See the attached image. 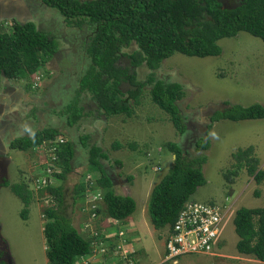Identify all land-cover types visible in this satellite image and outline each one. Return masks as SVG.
I'll return each instance as SVG.
<instances>
[{
	"label": "rangeland",
	"instance_id": "obj_1",
	"mask_svg": "<svg viewBox=\"0 0 264 264\" xmlns=\"http://www.w3.org/2000/svg\"><path fill=\"white\" fill-rule=\"evenodd\" d=\"M26 20H33L39 29L55 36L59 49L61 46L63 48L56 57L54 56L25 80L10 81L15 85L22 84L21 86L26 85V82H32L33 87V83L38 80V88L45 89L48 79H55L58 74L64 73L62 85H66L67 90L62 91L57 85L56 91L61 96L56 103L52 99L50 106L46 103L43 106L51 113L57 110V116L62 115L64 118L66 114L69 115L67 112L69 108L71 116L72 113H81V110L84 114V107H81L79 103L83 92L87 91L81 92L79 88L74 93V84L71 81L72 77L78 81L81 78L80 85L92 65L89 64L91 61L85 53L88 52V46L95 36V26L91 23H85V28L69 26L58 10L48 8L41 0H0V33H11L15 23H24ZM218 44L222 48V53L218 56L201 58L175 53L164 60L160 68L155 71L156 80L182 85L185 98L178 104L182 113L189 117L186 123H191V128L187 132L179 133L170 116L152 101L150 90L153 85L147 81L149 74L153 71L145 65L136 69L137 81L146 84L140 97L141 104L136 106L131 101L133 110L131 117L125 114L114 115L109 121L111 124L104 126L101 149L103 154L111 157V161L107 163L111 162L113 166L115 190L117 193L132 196L137 203L136 211L128 219L127 226H115L114 223H110L108 217L104 216L95 219L94 222L97 224L95 225L91 221L89 192L86 193V198L83 199L79 195L76 203H73L76 186L90 181L96 182L95 180L101 176L89 162V150L76 151L72 161L73 171L63 182L67 212L80 234L90 239L88 234L91 235V231L86 230L91 229L87 228L86 224H90V228L93 229L98 227L102 233L107 228L115 226L111 231L112 235H115L120 227L124 228L130 237L129 243L135 250H139L138 253L136 251L137 263L132 264H175L165 261L166 230H156L149 216L152 190L173 167V156L166 147V144L171 142L180 143L190 158L201 154L207 157L203 166L206 184L197 189L192 199L200 203L215 202L221 206L228 204L227 206L230 207V213L222 226L223 246L221 248L216 246L212 255L185 256L177 264H264L253 256L238 253L236 245L239 237L234 226V218L239 208L264 206V181L262 184H257L245 170L240 173L233 185L227 184L223 176L235 163L233 154L249 147H253V156L259 160V169H264V119L238 122L223 119L212 123L209 132L207 130V124L214 115L210 112L211 110L224 111L238 105L250 107L261 104L264 106V41L250 33L240 32L235 37L221 39ZM135 49L137 45L133 43L123 52L131 53ZM81 54L85 56L84 60ZM120 61L121 65L130 66L127 58L122 57ZM77 68L78 71L74 72ZM6 80L8 79L0 77V103L4 104H8L11 98L4 92ZM128 89L127 86L124 87L125 94L128 93ZM60 102H64L65 105H60ZM96 104L98 105L97 102L92 101V105ZM59 105L60 108H58ZM30 106L35 107L25 101L21 104V107H27L26 109ZM93 109L94 107L91 113ZM101 113L104 114L103 110ZM97 114L99 113H95L96 116ZM38 115L42 119L40 124L48 117L44 113ZM1 119H7L20 126L28 123L23 112L3 114ZM102 129H97L100 135H102ZM86 132H88L87 127L81 125L80 131L78 129L74 133L76 146L83 147L79 145L81 142L78 137L80 138ZM68 138L69 136L65 134L64 140ZM87 140L88 137L84 136L83 145L87 143ZM201 140L204 143L209 141L208 150H198L196 143ZM134 143L136 146L138 144L137 149L131 147ZM118 144H121L120 148L117 147ZM10 156L12 165L8 169L7 179L10 185L0 188V236L7 243L15 264H48L44 236L47 220L43 218V213L45 209L53 207L55 202L47 193L39 195L34 182H37L36 178L40 176L37 174H40L42 168L47 165L46 160L49 154L41 145L28 151L12 149ZM116 159L124 161V170L116 163ZM58 170L60 173L62 169L59 167ZM129 176H133L135 184L133 180L128 179ZM22 182L29 183L34 192L27 219H23L21 215L25 204L11 189L12 185ZM61 183L55 177L52 179L54 185ZM147 183H151V187H147ZM100 206L104 207L102 203ZM103 247L105 246L96 248L94 254H98L93 263L119 264L117 260L116 263L111 258L103 263L100 262L98 256L103 254L101 251Z\"/></svg>",
	"mask_w": 264,
	"mask_h": 264
},
{
	"label": "trees",
	"instance_id": "obj_2",
	"mask_svg": "<svg viewBox=\"0 0 264 264\" xmlns=\"http://www.w3.org/2000/svg\"><path fill=\"white\" fill-rule=\"evenodd\" d=\"M41 1L48 8L58 10L69 26L82 28L85 23L95 26V36L87 49L92 65L81 81L80 91L91 93L105 116H132L131 101L139 106L146 86L137 81L136 69L145 65L153 71L147 81L153 85L150 90L152 101L170 116L181 134L188 129L187 117L178 104L185 98V92L179 83L156 80L155 71L161 63L175 53L201 58L218 56L222 53L218 42L235 37L240 32L250 33L264 41V0ZM133 43L137 49L131 53L123 52ZM58 50L56 37L39 30L34 22L15 23L11 33H0V77L25 80L50 61ZM122 57L129 60L130 66L120 64ZM24 86L32 88V82H26ZM125 86L129 88L127 94ZM70 111L69 108L68 122L73 125L81 119L83 110L81 113H72V116ZM223 119L235 122L264 119V106L238 105L218 111L211 119L208 132L212 123ZM60 136L64 137L61 132L46 128L31 136L16 139L11 148L28 151ZM178 144H166L175 156L173 167L153 188L150 196V222L159 231L173 227L185 203L199 187L206 184L203 172L206 155L190 158ZM74 145L71 140H66L57 151L56 160H52L62 169L60 173L53 171V176L62 183L39 190V195L47 193L55 202L53 207L45 209L43 213V218L47 220L44 236L48 264H74L78 257L92 250V240L80 234L67 212L63 182L73 171ZM120 145L117 147L120 148ZM131 147L136 148V145L131 144ZM197 147L198 150H208L209 141L204 143L201 140L197 142ZM233 158L234 165L223 174L227 184L233 185L243 170L257 184L263 183L264 169H259V160L253 156V147L235 152ZM107 159L101 148H91L89 162L101 176L96 182L76 186L73 203H76L79 195L84 199L89 192L88 197L91 195V199L100 193L102 197L96 201L98 207L95 213L100 217L119 220L121 225L126 226L128 218L136 211L137 203L133 197L116 192L114 177L103 166L102 160ZM8 185L9 182L4 184ZM11 189L25 204L21 215L27 219L28 208L34 197L30 184L22 182L12 185ZM234 226L239 237L236 245L238 253L264 262V206L239 208ZM136 251L138 253L139 250ZM137 253L132 254L131 259L136 260ZM0 264L9 263L0 259Z\"/></svg>",
	"mask_w": 264,
	"mask_h": 264
},
{
	"label": "built area",
	"instance_id": "obj_3",
	"mask_svg": "<svg viewBox=\"0 0 264 264\" xmlns=\"http://www.w3.org/2000/svg\"><path fill=\"white\" fill-rule=\"evenodd\" d=\"M37 86V82L34 83V87ZM66 141L64 138L58 137L51 141H44L46 146L43 147L44 151L49 154L46 163L48 165L42 168L40 175L36 178L35 188L40 190L52 185V179H54L53 171H59V167L53 161L57 158V151L62 144ZM53 160V161H52ZM102 195L99 193L93 195L90 199L89 210L91 213V221L95 225V219L99 218L95 213L97 206V200L101 199ZM228 204L218 205L215 202L200 203L192 198L188 200L180 211L176 223L170 229H166V252L165 261L173 262L177 264L180 259L185 256H190L194 254H205L212 255L213 250L216 246L221 248L222 243H224V238L222 235L223 223L230 213V207ZM110 223H114L115 226H121L119 220L108 217ZM109 227L104 233L99 231L100 229L90 228V224H86V227L91 229L86 231H91L89 235L90 240H92V250L91 253L78 257L74 264H94L93 260L97 257L96 248L100 246H105L102 248L100 262L103 263L107 259H114L119 262V264H132L137 263V260L131 259V255L136 253V250L131 245L130 237L124 228H121L116 232L115 235L111 234L113 227ZM127 226V225H126ZM97 230V232H95ZM107 246V247H106ZM223 246V244H222ZM112 256V257H111ZM123 262V263H122ZM117 263V262H116Z\"/></svg>",
	"mask_w": 264,
	"mask_h": 264
},
{
	"label": "crops",
	"instance_id": "obj_4",
	"mask_svg": "<svg viewBox=\"0 0 264 264\" xmlns=\"http://www.w3.org/2000/svg\"><path fill=\"white\" fill-rule=\"evenodd\" d=\"M26 4H28L27 1H26ZM30 21L34 22L33 20H30ZM26 22H28V21L26 20ZM82 28H85V27L83 26ZM39 30H41V29H39ZM82 31H84V29ZM62 48L63 47L61 46L60 49L58 50V52L54 55L55 57L62 50ZM85 54L88 56V58H89L88 60L91 61L88 53L86 52ZM81 56H82V59L84 60L85 56L83 57V54H81ZM85 60H86V58H85ZM88 63H89V61H88ZM89 64H91V62ZM77 71H78V68L74 70V72H77ZM81 77H83V75ZM63 78H64V73L58 74L55 77L56 81H55V79H52V80L48 79V81L45 84L46 85L45 89H41V87L38 88V86L36 87V89H34L33 87L32 88H29V87L26 88L24 85L21 86L22 84L21 85L20 84L15 85L10 80L5 81V83L12 84L15 87L14 89L8 90L7 96L12 98V99L10 98V101L7 102L8 104L0 103V105L2 106V107H0L1 108V110H0V152H4L3 154H4V156H6V167H7L6 176H7V179H8V172H9L8 169L12 165V159L10 156V151L12 150V148L10 147L11 144L15 141L16 138L30 136V134L32 135L33 132L36 133V132L42 131L46 128H51V129H54V130L61 132L64 135V137H65V134L68 135L69 138L67 140H71L72 142L75 143V139L73 138V135L75 132H77L78 129L80 131L81 125H84L85 127H87L88 132H86V134H84L80 138L78 137V140L81 142V144H79V145H82L84 148L78 147V145L76 146V143H75V145H74V148H75L74 158H75V155L77 153L76 152L77 150L80 152L82 149H85V151L89 150V153H90L91 148L94 146L102 148L101 142H102V138L104 135V126L105 125L108 126V124H111L109 121L112 117H107L103 113H101V109H99L97 104L92 105V101H94V102H96V101L93 98V96L88 93V91L83 92V94L81 96V102L79 103V105L81 107H84V114L81 117V119L79 121H77L75 124L70 125L68 122V118L66 116H65V118L62 115L57 116L58 113H57L56 109H55L56 111L52 112L53 113V115L51 116L52 120H48V118H46L45 121L40 124L42 119L38 114L44 113L45 115L50 116V113H51V111L48 112L45 110V106H43L44 103H46V105L48 104L50 106V104H51L50 101L52 102V99H54V102L56 103L57 100L59 99V97L61 96L60 94L58 95V93L56 91L57 85L61 88L62 91L67 90L65 88L66 85H64V84L62 85V79ZM80 80H81V78L78 81L75 77H72L71 83L74 84L73 85V87H74L73 92L74 93L80 88V85H79ZM36 82H37V84L39 83L38 80H36ZM4 89H6V88H4ZM4 92H6V91H4ZM31 92H35V94L30 95V94H32ZM30 97H33V98L36 97L37 100H40L42 102V104H40L38 101H35V103H34V101L29 99ZM62 97L65 98L64 96H62ZM24 101L27 102L28 104L35 105V107L33 108L30 106L29 109H26L27 107L22 108L21 104ZM90 102H91V104H88ZM60 105H65V103L60 102ZM60 105L58 106V108H60ZM6 106L8 107V109H9V107H12V109L7 111ZM93 107H94V109H93V112L91 113V110ZM52 109H54V107H52ZM41 111H43V112H41ZM13 112H21V113L23 112V114H25L27 117L28 123H25L22 126H20L18 124H13L10 121H7V119H1L3 114L10 115ZM97 112L99 113V114H97L98 116L95 115V113H97ZM38 120H40V121L38 122ZM36 121H37V123H36ZM37 124H38V126L36 127ZM209 125H210V123L207 124V127H209ZM101 128H103L102 129V135H100V133L97 130V129H101ZM188 130L189 129H187V131ZM88 134H90V136H88ZM84 136L88 137V140L86 141L87 143H85V145H83V143H82V138ZM134 144H136V143H134ZM42 146L44 147V146H46V144L43 143ZM137 148H138V144L136 146V149ZM172 156H173L172 162L174 163L175 156L173 154H172ZM109 160L111 161L110 156H108L107 160H102V162L104 163L103 166L106 168L108 173H110L113 176V172H112L113 166L110 164L111 162H109V164L107 163ZM122 161L119 159H116V163L119 164L120 166H122V168L124 170L125 164H124V161L123 162ZM157 170H159V168ZM97 172H99V171H97ZM114 175H116V174H114ZM117 176H119V175H117ZM113 177H115V176H113ZM130 177L132 179H130ZM7 179L4 181V183L7 182ZM128 179H130L131 181L133 180V183L135 184V179H133V176H129ZM4 183H3V185L0 186V188L4 186ZM147 187H151V183H149V184L147 183ZM129 218H131V217H129ZM0 239H3V238L0 236Z\"/></svg>",
	"mask_w": 264,
	"mask_h": 264
},
{
	"label": "flooded vegetation",
	"instance_id": "obj_5",
	"mask_svg": "<svg viewBox=\"0 0 264 264\" xmlns=\"http://www.w3.org/2000/svg\"><path fill=\"white\" fill-rule=\"evenodd\" d=\"M35 7V6H34ZM5 91H6V94L8 93V90H11V89H14L15 87L12 85V84H8V83H6V85H5ZM32 94H30V95H34L35 94V92H31ZM30 100H32V101H34V103H35V101H38L40 104H42V102L40 101V100H37V98L35 97V98H33V97H30L29 98ZM0 107H2L1 105H0ZM7 107V106H6ZM12 109V107H9V109H8V107H7V110H11ZM0 110H1V108H0ZM41 112H43V111H41ZM211 113H214V115L218 112V111H216V110H211L210 111ZM53 115V113H51L50 114V116H48L47 118H48V120H52V118H51V116ZM67 116L66 117H68L69 115L68 114H66ZM184 115V114H183ZM214 115H212V117L214 116ZM185 116V115H184ZM187 117V116H186ZM212 117L210 118V120H209V123L210 122H212ZM189 119V117H187L186 118V120H188ZM56 120V119H55ZM187 124V126H188V129H190L191 128V123H186ZM205 125V124H204ZM204 127H206V125L204 126ZM34 133V132H33ZM203 134H201V136H202ZM30 136H31V134H30ZM20 138H22V137H20ZM16 139H18V138H16ZM15 139V140H16ZM196 146H197V143H196ZM11 147V146H10ZM4 152H0V186L1 185H3V183H4V181L7 179V176H6V169H7V167H6V156H4V154H3ZM6 177V178H5ZM5 184V183H4ZM4 255H5V252H3L2 251V249L0 248V259L2 260V258L4 257Z\"/></svg>",
	"mask_w": 264,
	"mask_h": 264
},
{
	"label": "water",
	"instance_id": "obj_6",
	"mask_svg": "<svg viewBox=\"0 0 264 264\" xmlns=\"http://www.w3.org/2000/svg\"><path fill=\"white\" fill-rule=\"evenodd\" d=\"M8 160V159H7ZM0 248L2 249L3 252H5V255L4 257L2 258V260H5L6 262H8L9 264H13L15 263L14 260L12 259L11 257V254H10V251H9V248H8V245L7 243H5L3 241V239H0Z\"/></svg>",
	"mask_w": 264,
	"mask_h": 264
},
{
	"label": "clouds",
	"instance_id": "obj_7",
	"mask_svg": "<svg viewBox=\"0 0 264 264\" xmlns=\"http://www.w3.org/2000/svg\"><path fill=\"white\" fill-rule=\"evenodd\" d=\"M37 86H38V84H37ZM37 86H36V87H37ZM36 87H34V83H33V88L36 89ZM56 138H58V137H56ZM56 138H55V139H56ZM61 138H64V137L61 136ZM65 141H66V140H65ZM64 144H65V143H64ZM3 241H4V240H3ZM4 242H5V241H4ZM5 243H6V242H5Z\"/></svg>",
	"mask_w": 264,
	"mask_h": 264
}]
</instances>
